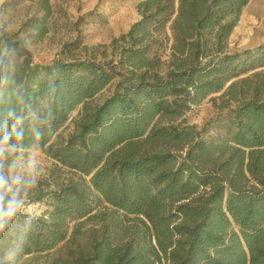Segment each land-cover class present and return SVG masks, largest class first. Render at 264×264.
Masks as SVG:
<instances>
[{"label": "trees", "instance_id": "16d2710c", "mask_svg": "<svg viewBox=\"0 0 264 264\" xmlns=\"http://www.w3.org/2000/svg\"><path fill=\"white\" fill-rule=\"evenodd\" d=\"M248 1L140 0L126 32L47 63L0 31V149L52 160L0 186V264L66 241L49 264H264V42L227 50ZM206 98L229 110L212 136L186 116Z\"/></svg>", "mask_w": 264, "mask_h": 264}, {"label": "rangeland", "instance_id": "374dc122", "mask_svg": "<svg viewBox=\"0 0 264 264\" xmlns=\"http://www.w3.org/2000/svg\"><path fill=\"white\" fill-rule=\"evenodd\" d=\"M138 1L140 0H50L51 13L45 22H40V26L44 28L41 35L34 25L42 15L37 0H0V31L8 37L20 39L31 54L33 62L47 63L67 55L63 54L66 44L74 42L79 46H93L108 43L126 32L140 18L136 8ZM262 42L264 0H249L227 39V50L237 52L254 49ZM73 54L83 56L79 47ZM228 114V108L221 110L206 98L186 116L189 123L196 124L198 129L205 127L206 136H212L221 131L219 126ZM8 151L6 148L0 149L1 178L5 181L3 185L8 187L12 182L41 178L52 165V160L37 148L14 150L11 154ZM20 209L39 215L45 208L39 203H25ZM85 226L78 242H86L91 235L92 226L96 227L93 222ZM69 245L70 242L66 241L51 252L23 256L7 250L4 259L10 261V264H49L53 257L65 252Z\"/></svg>", "mask_w": 264, "mask_h": 264}, {"label": "clouds", "instance_id": "9594fccd", "mask_svg": "<svg viewBox=\"0 0 264 264\" xmlns=\"http://www.w3.org/2000/svg\"><path fill=\"white\" fill-rule=\"evenodd\" d=\"M19 133H17V136L19 137ZM9 137L7 136V134H5V139H8ZM5 183V181L3 180V178H0V186H3V184ZM16 202L13 201H9V213H11L12 211V206L15 204Z\"/></svg>", "mask_w": 264, "mask_h": 264}]
</instances>
